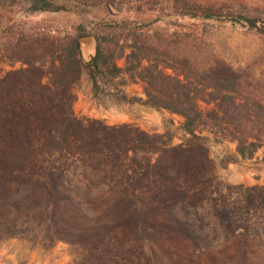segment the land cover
<instances>
[{
  "label": "trees",
  "instance_id": "obj_1",
  "mask_svg": "<svg viewBox=\"0 0 264 264\" xmlns=\"http://www.w3.org/2000/svg\"><path fill=\"white\" fill-rule=\"evenodd\" d=\"M9 1L26 5L30 13L85 16L96 8L113 16L155 17L98 16L104 23L91 32L83 26L74 34L21 30L13 40L0 43V60L22 64L0 76V241L32 233L38 237L51 230L54 241L84 250L82 264H152L143 248L137 254L134 246H118L108 230L70 232L61 227L53 203L48 201L42 208L24 202L26 196L6 197L8 188L11 184L40 188L55 202L67 176L62 163L84 160L91 170L106 174L109 170L112 177L135 189L162 182L176 197L182 196L188 188L181 182L200 177L208 138L197 132L204 128L236 143L241 158L255 157L264 148V93L251 90L245 69L222 58L203 64L177 32H158L152 25L162 15L188 16L264 35V0H165L166 5L159 0ZM86 35L95 39L88 59L80 41ZM84 74L94 99L141 103L177 114L190 138L174 144L169 133L78 116L74 87ZM139 82L145 98L126 91L129 84ZM201 103L210 107L204 110ZM247 193L249 204L264 207V186L249 187ZM232 223H226L229 230H235Z\"/></svg>",
  "mask_w": 264,
  "mask_h": 264
},
{
  "label": "rangeland",
  "instance_id": "obj_2",
  "mask_svg": "<svg viewBox=\"0 0 264 264\" xmlns=\"http://www.w3.org/2000/svg\"><path fill=\"white\" fill-rule=\"evenodd\" d=\"M159 2L166 5L165 0ZM26 8L0 0V43L13 40L21 30L74 34L83 26L91 32L104 23L98 16L155 17L130 13L113 16L96 8L85 16L75 12L30 13ZM152 28L167 34L177 32L179 40H184L194 58L203 64L222 58L235 68L245 69L254 87L251 90L264 93V35L230 24L176 15H162ZM81 43L88 59L94 53V36H84ZM119 63L124 65V59ZM20 67V62L12 64L1 59L0 76ZM126 91L145 98L140 82L129 84ZM74 92V110L80 117L110 125L131 123L150 133H169L174 144L186 143L190 138L183 130V118L177 114L141 103L94 99L85 74ZM201 106L204 110L210 107L205 103ZM197 134L208 138L201 155L202 169L197 179L188 177L181 182L188 188L182 196L176 197L162 182H148L146 187L135 189L112 177L109 170L107 174L93 171L84 160H77L69 165L62 163L67 176L55 202L40 188L18 184L9 186L6 197L26 196L24 202L40 204L42 208L53 203L61 227L74 234L108 230L118 246H134L137 254L143 248L151 255L152 264H264V207L249 204L247 199L249 187L264 186V148L255 157L244 159L229 138L207 128ZM201 152L202 149L198 151ZM228 221L233 222L235 230L227 228ZM39 234L1 240L0 264H82L86 256L82 248L54 241L56 234L51 230Z\"/></svg>",
  "mask_w": 264,
  "mask_h": 264
},
{
  "label": "water",
  "instance_id": "obj_3",
  "mask_svg": "<svg viewBox=\"0 0 264 264\" xmlns=\"http://www.w3.org/2000/svg\"><path fill=\"white\" fill-rule=\"evenodd\" d=\"M83 40V37H81L80 41Z\"/></svg>",
  "mask_w": 264,
  "mask_h": 264
}]
</instances>
